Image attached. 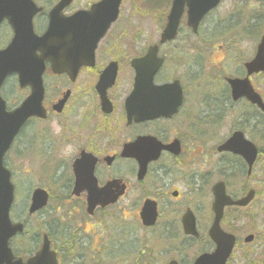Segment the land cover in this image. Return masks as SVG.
Returning <instances> with one entry per match:
<instances>
[{"label":"flooded vegetation","instance_id":"obj_1","mask_svg":"<svg viewBox=\"0 0 264 264\" xmlns=\"http://www.w3.org/2000/svg\"><path fill=\"white\" fill-rule=\"evenodd\" d=\"M100 52L107 54L114 51H107V53L104 50L98 51V53ZM96 64L98 67L94 69L82 68L76 79H71L69 75H55L49 71L45 77V83L49 80L45 98L48 120L36 119L39 125H52L53 123L57 125L62 131L61 134L65 135L59 138V144L64 143V146L68 147L69 157L65 160L68 161V179L64 182V179L60 180L63 175L59 177L57 174L56 181L52 179L53 182L57 183V189H59L58 192L54 193L52 201H55V198L62 200L59 205L65 206L68 209V214L61 218L53 215L54 217H48L49 219L45 221L43 218L42 227L36 234L38 242L36 252L41 249L46 237L50 243L51 251L58 256L59 264H70L72 249L75 247H78L80 253L76 257L77 262L107 264L104 256L100 255L101 249L114 246L113 242L115 245L116 243L117 245L123 244V238L117 237H112L113 242L111 243H107L102 238L97 239V241L92 240L91 234L88 232L81 234L74 227L75 215L83 212L87 214L86 204L89 200L91 202L99 201V199H94L96 197L94 195L101 193L116 195L123 189L125 191L124 196L118 200L117 204L119 205L116 204L117 206L114 208L97 210L93 216L87 215L90 220L104 214L113 215L112 209L117 208L124 201L126 205H130L129 209L125 208L127 211L130 210L128 213L139 215V203L141 201L144 203L153 194L152 200L158 204L159 217L157 226L152 230L160 227L161 232L167 234L170 230L168 223L172 222L176 226L175 232L179 234L182 229L180 214L183 215L186 210L190 209L195 213V207L191 205L193 194L187 189L185 191L178 189L173 192L178 197L173 198L172 193L167 190L168 182L171 176L182 173L184 168L194 170L191 174L192 178L196 179L200 176L198 171H202L204 162L203 159L198 158V155L199 153L203 154L205 145L213 146L209 149L213 154V164L218 162L221 167L228 165L234 171L236 168H241L242 173L249 171L247 162L243 158H239L230 152L218 153V148L227 140L235 139L236 135H240L248 142V149L251 146L255 148L254 154L257 155L258 159L256 165L264 159V109L260 107L261 104L264 105V94L259 91L258 87L254 88L261 98L260 101H250L245 98L234 101L228 87L227 92L218 94L221 99L214 101V106L210 109L211 117L199 116L201 107L194 112L189 111L188 93L183 88L184 103L177 115L171 119L162 118L156 121L136 123L134 117L131 120L128 118L125 105L134 86L131 74L122 66H118L116 85L109 90V100L103 110L95 86L102 71L109 65V61L101 54V57L99 55L96 57ZM93 86V95L96 100L91 97ZM61 103H64L61 107L62 112L54 111V107ZM67 114L69 117L66 119ZM181 114H183L182 122L176 123ZM199 120L209 122L199 126ZM211 126L217 127V137L206 138L203 130ZM141 137L154 138L161 145L170 146V148L162 153L158 162L149 164L144 181L138 182L139 164L135 158L125 156H134L136 152L135 143ZM233 143L237 148L240 147V143L235 140ZM46 146L50 149V143H46ZM152 146L155 148V143ZM82 160L84 162L80 163ZM62 167L63 165L60 163L51 166L52 170L58 171ZM78 178L82 181V185L76 186L75 183ZM148 179H152L156 184L155 192L153 190L151 194L146 196L139 195V187H143ZM63 182L64 185L61 187ZM196 182H198L197 179ZM39 189L52 195L51 191L44 187V184L35 190ZM243 194L238 195V198L246 195L243 196ZM166 198L179 201L176 211L170 207L168 213L163 212L160 203ZM182 200L183 202H181ZM61 205L56 208L57 213L62 209ZM233 209H239L234 212L243 210L236 207ZM62 213L65 214L64 211ZM124 215L126 216L125 213H119L117 217L126 218L127 216ZM134 219H137V216ZM226 221L225 218V224ZM119 233L122 234V232ZM185 239L193 243L200 241L198 246L203 242V238L195 240L194 237L185 236ZM245 247L249 248L250 245ZM84 249L97 252V254L95 257L88 258L85 254L81 255L85 253ZM112 251L115 253L112 256H116L117 250ZM174 260L183 264L176 257Z\"/></svg>","mask_w":264,"mask_h":264},{"label":"rangeland","instance_id":"obj_2","mask_svg":"<svg viewBox=\"0 0 264 264\" xmlns=\"http://www.w3.org/2000/svg\"><path fill=\"white\" fill-rule=\"evenodd\" d=\"M58 1L59 0H35L38 5L46 6L47 9H49V7L53 6ZM95 1L96 0H77L72 11L85 9ZM169 1L170 0L126 1L121 8L120 21L127 20L129 23L126 24L124 28H121L115 32L114 28L107 39L108 43L106 44L117 46L118 51L115 54H105L103 52L102 54L107 59L119 56V59L124 63L125 68H128L129 61L134 58V56H141L145 53L147 46L157 41L158 36L161 34V31L164 27L165 14L167 12ZM147 5H149V7ZM143 7H148V12L150 10L151 13L137 16L134 13V10L136 8L143 10ZM263 20L264 0H226L222 9L213 17H211L209 21L206 20L202 25L199 33L200 37L198 39H191L190 34L188 32H184L180 41L171 45L169 48L163 49L162 54L166 57L168 62L167 68L164 71L163 79L161 80L163 82H169L175 78H180L187 93L189 94V111L191 110L194 112L200 106L201 111H199V116L202 117L209 114L210 110L204 104L209 105L211 101L205 102L203 101L204 98L195 99L193 97L196 93L201 97H206L223 90L222 82L219 80L216 83H212L210 81V76L205 77V80H209L210 83H199L202 81L203 74L208 73V69L213 68L214 65L223 61L225 52L221 50L216 52L214 49V45H216V43L211 45L208 44L206 42V37H220L221 39L218 41L217 46L221 45L222 43H226L225 47L228 46L230 48L228 53L231 54V57L228 58L227 56L228 59L222 65V67L225 69V73L222 75V77H237L239 76L238 74L232 73L238 72L240 69L239 67H235V64L240 63V59L238 58L239 53L241 50H243L240 56L245 57V60L248 61L254 57L260 38L264 33V23H262ZM40 23H42V21L41 19H38L37 25ZM236 24H241L242 27L249 30L258 31H251L247 33L242 30L237 34L239 37L242 36V38L245 40H240L241 37L233 38L232 32L236 30L231 32L230 27ZM44 26L45 25H43V29ZM6 28L7 27L4 26L0 31V49L9 43V38H11L9 37L11 30L9 31V29L7 28V30ZM37 31L42 32L43 30L39 31L37 29ZM120 39H123L124 41L122 46L119 44ZM115 41H117V43H115ZM203 47H209L207 48L208 57L206 62H191L190 58L196 52H198L200 48ZM233 55L235 56V64L230 65L231 58H234ZM194 59L196 62H202L204 60V54H198L194 57ZM244 61H242V63ZM226 68H229V70ZM229 71L232 73H229ZM253 83H255L256 88L258 87L259 91L264 94V76L254 77ZM195 86L196 93L193 90V87ZM27 94V92H21L14 80H11L3 90V95L6 96L5 98L11 107L18 105ZM195 100H197L196 109L192 106V103ZM210 105L211 107L214 106L213 103ZM68 117L69 114L65 116L66 119ZM208 122L209 121L207 120H199L198 125L203 126ZM27 130V134H23L18 139L13 152L9 155L6 161L8 168H11L14 172V182L17 186V203L19 199V205L16 215L20 217L21 220H29L27 225V234L24 238H19L18 241L14 243V247L17 248V252L19 254L18 256L21 257L30 256L35 252V249H38L36 234H38L40 227H42V222L38 215L28 218L27 209L32 192L38 186L44 184V187L50 190L53 196L54 193L58 192L59 190L57 189V183L53 182L52 180L54 179L56 181V174L59 177L63 175L60 180L64 179V182L68 179V161L60 162L63 167L59 171L52 170L53 168L44 169L52 165V160L49 157H45L46 153L55 156L58 160L61 159V157L65 160L69 157L68 147H65L64 144H59V138L65 136L61 134V129L55 124L52 126L47 125L48 133H46V139L50 140L46 141L39 139L41 137L40 133L45 131L41 126L33 123L30 124ZM203 134L206 138L217 137V127L211 126L208 129L203 130ZM34 136H36L37 139L30 141L29 138ZM46 143H50V149L46 146ZM209 160V158L204 160L205 164L201 171L203 178L209 175H212L214 178L219 177L220 174L217 172L216 167L208 163ZM43 163L45 164L43 165ZM184 170L185 171L180 174L171 176L170 181L168 182L169 187L167 190L172 191L180 189V191H185V189H187V175L191 171L187 169ZM25 173H29V175ZM262 176H264V165L261 163L257 168L255 177L252 178L245 185V187L244 181H242V179L239 177L237 178L238 183H240L239 191L242 192L243 188L250 186L259 192L257 193V201L253 206L245 210L241 216H238L237 213L234 212L228 213L226 224L224 223V229L231 233L237 234L241 240L250 234L257 236V240L252 247L248 249H242L244 250V253L249 251L255 252L251 255L253 260L247 264H264V254H261V252L264 251L262 250V247H264V178ZM64 182L61 187H63ZM155 186L156 184L154 181L152 179H148L143 187H139L138 194L144 196L151 194L155 189ZM204 195L205 193H201L198 196L193 195L191 198V205L195 207L198 213L197 218L199 229L201 233L207 237V231L212 220L209 211L210 203L206 202ZM181 202H183V200ZM21 203L23 204L21 205ZM142 203V201L139 203L140 208ZM73 205L76 206L75 204ZM129 206L130 205H126L125 201L122 202L120 206L112 209L111 213L114 216L111 214H104L93 220H90L87 218L86 213L83 212L80 213L76 218V225H74V227L81 234L84 232L91 234L92 240L97 241V239L102 238L106 240L107 243H111L113 242L111 239L112 237L123 238V244L121 245H117V243L115 245V242H113L115 250H117L116 256H112L115 253L109 249V246L108 248L103 247L101 249L100 255L104 256L106 262H112L110 264H167L168 260L176 257L183 260L185 263H190L197 251L205 247L206 244L203 241L201 245L191 249L188 248V251L183 252L184 249L182 250L179 244L188 246L187 243L183 242L184 240L181 241L179 238L172 237L167 239L166 237H163L159 230H156L152 234L141 232L138 230L136 222L134 221L135 217H130V213H128L130 210H125V208L129 209ZM164 206L165 204L161 205L162 209ZM177 206H172V210L176 211ZM53 207L54 205H52L47 213L44 214L45 218L51 216L54 210ZM119 213H125L127 217L124 215L126 218L123 217V219L129 220V222L121 225V217H117ZM236 217L240 218V222L234 221ZM119 232H122V234ZM111 248L113 247L111 246ZM84 251L85 253H82L81 255L85 254L88 256V258L95 257L97 254V252H90L89 250L85 249ZM126 251H129L130 254H127ZM240 252L241 251L239 250L238 258H236L232 264H243L241 262L242 257ZM79 254L78 247L72 249L70 264H83L76 261V257ZM84 264L90 263L87 262Z\"/></svg>","mask_w":264,"mask_h":264},{"label":"water","instance_id":"obj_3","mask_svg":"<svg viewBox=\"0 0 264 264\" xmlns=\"http://www.w3.org/2000/svg\"><path fill=\"white\" fill-rule=\"evenodd\" d=\"M66 1H63L64 5L67 4ZM116 6L117 4L113 0H106L98 7L102 11H106L107 7L114 8ZM35 12L36 9L29 0H0V24L7 19L15 33L14 40L8 49L0 52V87L8 75L17 73L21 86L30 85L33 89L29 100L13 113L6 112L5 104L0 98V264L11 262V251L8 249L7 241L15 233V229L10 228L8 219V212L13 201V187L9 183V173L2 166V158L26 120L40 114L43 97L41 77L44 71V62L49 59L55 61L54 56L60 50L59 47L54 46L55 39L60 35L57 25L52 26L49 34L42 40L33 36L28 19ZM92 33L93 30L91 35L95 36ZM38 52L41 53V56L37 55ZM263 61L264 38L255 62L259 66ZM58 66L60 65L58 64ZM139 156L142 158L143 154L140 153ZM213 238L218 239V234H214ZM227 244L228 241L220 243V252L224 251L223 246ZM38 259L40 263L37 264H47L42 261V254ZM48 264H56V260L50 258ZM199 264H215V262L211 258H206Z\"/></svg>","mask_w":264,"mask_h":264},{"label":"clouds","instance_id":"obj_4","mask_svg":"<svg viewBox=\"0 0 264 264\" xmlns=\"http://www.w3.org/2000/svg\"><path fill=\"white\" fill-rule=\"evenodd\" d=\"M70 147V146H69Z\"/></svg>","mask_w":264,"mask_h":264}]
</instances>
